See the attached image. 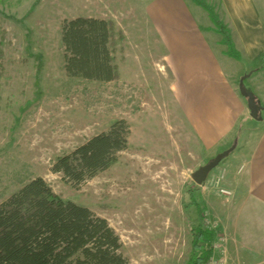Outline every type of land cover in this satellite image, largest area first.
Masks as SVG:
<instances>
[{"label":"rangeland","instance_id":"rangeland-1","mask_svg":"<svg viewBox=\"0 0 264 264\" xmlns=\"http://www.w3.org/2000/svg\"><path fill=\"white\" fill-rule=\"evenodd\" d=\"M71 5L72 0L0 1V202L41 176L62 198L106 218L133 264H189V218L197 224L201 208L205 223L217 231L214 242L226 249L228 264H264L262 255L248 260L239 255V207L232 205L238 198L232 179L243 174L263 130V122L250 116L246 98L245 115L226 141L205 145L190 121L178 115L166 79H159L166 78L161 71L166 63L151 58L158 48L149 41L134 45V31H128V45L124 40L118 46V80L69 76L61 31L63 21L76 13ZM213 47L230 73L239 66L248 69L243 58L222 54L224 44ZM243 70L233 80L239 94L240 78L248 73ZM250 82L244 81L248 90ZM119 118L132 131L128 148L109 169L80 185L51 171L58 156ZM235 141L234 151L197 184L192 174ZM247 222L241 225L251 229L250 239L264 244V223Z\"/></svg>","mask_w":264,"mask_h":264},{"label":"crops","instance_id":"crops-1","mask_svg":"<svg viewBox=\"0 0 264 264\" xmlns=\"http://www.w3.org/2000/svg\"><path fill=\"white\" fill-rule=\"evenodd\" d=\"M209 1L230 26L248 69L239 66L231 70L232 74L226 69L213 47V43L223 45L221 34L215 31L202 6H191L189 0H72L76 13L67 19L85 16L113 20L123 32L127 45L128 31H134V45L149 41L158 48L157 56L151 58L165 60L161 71L166 72V78L160 75L159 79L162 82L166 79L178 115L182 113L186 123L187 119L190 121L201 142L213 146L225 142L245 115V100L234 88L233 81L240 77L242 70L249 73L250 90L264 106V0ZM220 51L225 54L226 49L221 47ZM226 61L230 60L226 58ZM260 116L257 120L263 122L261 135L247 156L243 174L230 183L238 195L237 201L231 202L239 207L236 237L241 246L239 255L245 260L264 256V244L254 243L250 239L251 229L241 225L248 223L247 220L264 223V116L261 112Z\"/></svg>","mask_w":264,"mask_h":264},{"label":"trees","instance_id":"trees-1","mask_svg":"<svg viewBox=\"0 0 264 264\" xmlns=\"http://www.w3.org/2000/svg\"><path fill=\"white\" fill-rule=\"evenodd\" d=\"M193 1L209 13L226 46L225 53L241 60L232 30L216 7L206 0ZM61 32L69 76L101 82L118 80L116 53L125 36L113 20L69 18L63 21ZM131 131L127 120L119 118L107 131L58 156L51 171L80 185L118 161V155L129 146ZM203 212L198 209L197 224L189 218V264H205L213 254L217 231L205 223ZM115 231L106 218L62 198L38 176L0 202V264H133L124 256L123 242Z\"/></svg>","mask_w":264,"mask_h":264},{"label":"water","instance_id":"water-1","mask_svg":"<svg viewBox=\"0 0 264 264\" xmlns=\"http://www.w3.org/2000/svg\"><path fill=\"white\" fill-rule=\"evenodd\" d=\"M249 73L245 74L240 78L239 81V91L240 94L246 98L247 105L250 110V116L253 119H259L260 112L264 106L261 104L260 101L257 100V96L251 91L248 90L244 86V81L248 78ZM237 146V141L229 147L228 149L223 150L222 152L218 153L212 160H210L207 164H204L203 166L199 167L193 174L192 179L199 185H202L208 178L211 171L216 168L227 156L231 154V152L234 151V149Z\"/></svg>","mask_w":264,"mask_h":264},{"label":"built area","instance_id":"built-area-1","mask_svg":"<svg viewBox=\"0 0 264 264\" xmlns=\"http://www.w3.org/2000/svg\"><path fill=\"white\" fill-rule=\"evenodd\" d=\"M220 240H224V238H221ZM213 249L212 256L205 264H228L227 255L225 254V247L221 246L216 240L213 243Z\"/></svg>","mask_w":264,"mask_h":264}]
</instances>
